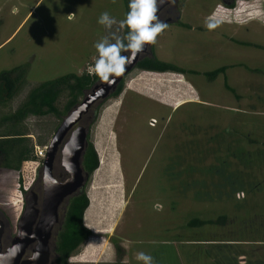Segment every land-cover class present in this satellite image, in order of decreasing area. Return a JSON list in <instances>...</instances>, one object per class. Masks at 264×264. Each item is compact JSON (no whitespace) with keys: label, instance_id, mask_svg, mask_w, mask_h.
Here are the masks:
<instances>
[{"label":"rangeland","instance_id":"374dc122","mask_svg":"<svg viewBox=\"0 0 264 264\" xmlns=\"http://www.w3.org/2000/svg\"><path fill=\"white\" fill-rule=\"evenodd\" d=\"M175 6L186 27L169 24L149 49L156 60L194 74L133 70L120 94L102 101L88 134L100 167L83 189L90 236L67 264H114V245L123 264H143L139 252L154 264H264V0ZM105 11L124 20L122 0H0V72L29 64L11 108L35 84L89 75L95 44L113 32L122 37L118 24L109 30L98 23ZM213 14L221 23L209 30ZM168 16L174 20V11ZM221 67L223 75L206 81L204 73ZM61 121L30 117L23 125L33 144L46 146ZM41 163L29 162L23 180L21 172L0 171L2 245L23 208L17 181L28 191L36 178L31 191L41 196ZM60 174L57 153L53 175ZM62 215L63 206L59 221ZM219 216L222 226H186Z\"/></svg>","mask_w":264,"mask_h":264},{"label":"trees","instance_id":"16d2710c","mask_svg":"<svg viewBox=\"0 0 264 264\" xmlns=\"http://www.w3.org/2000/svg\"><path fill=\"white\" fill-rule=\"evenodd\" d=\"M124 7V19H126L129 11V0H122ZM176 26L181 25L177 19L171 22ZM186 27V26H183ZM127 28L122 29V37L126 36ZM29 70V64L15 67L9 71L0 72V171H8L14 173L21 172L23 180V170L29 162L34 161L33 144L28 137V133L23 123L30 117L42 118L53 116L58 120H62L83 98V96L95 85L98 76L81 74H65L58 78L44 81L33 85L28 89L24 98L11 108V103L21 93L26 86V75ZM139 72L157 73V74H176L184 75L186 72L176 66L160 62L153 56L150 47L148 53L144 55L136 64L135 69ZM225 68L221 67L214 71L204 73L206 81L212 82L218 75H223ZM225 81V78L223 79ZM224 87L232 93L225 84ZM123 88V81L118 84L114 92L109 98H116ZM64 99V104L59 110L56 103L60 99ZM99 103L90 113V120L84 127L87 130L86 145L83 151L80 167L84 175L89 178L93 172H96L100 165L98 163L96 153L89 141V129L94 124L100 106ZM5 111V112H4ZM86 118V117H85ZM38 146V145H37ZM40 146V145H39ZM43 146V145H41ZM17 185L21 194H26L27 187H21L19 180ZM30 185V184H29ZM90 204L84 193V190L69 198L64 206L63 215L61 217L60 228L56 233L54 250V264H67L68 259L74 254L81 245L89 238L90 231L83 226L85 214ZM84 214V215H83ZM226 218L219 216L215 220H189L186 224L188 228H201L203 226L225 224ZM85 225V224H84ZM116 254V262L114 264H123V251L114 245Z\"/></svg>","mask_w":264,"mask_h":264},{"label":"water","instance_id":"95a60500","mask_svg":"<svg viewBox=\"0 0 264 264\" xmlns=\"http://www.w3.org/2000/svg\"><path fill=\"white\" fill-rule=\"evenodd\" d=\"M176 1L178 0H174V2L173 0H164V3H158L159 11L157 14ZM150 45H145L144 51L138 55L132 65L128 66L125 75L118 78L115 85L111 87L103 83L94 85L55 129L49 143L46 145L45 157L41 163L40 208H36L37 195L32 191L28 192L23 199V209L16 222L15 234L10 245L4 250L1 247L2 222L0 221V264H49L48 243L53 227L59 224L58 210L67 203L69 198L83 191L87 180V176L82 173L80 167L87 136V130L79 125L81 119L93 106L109 98L118 84L135 69L139 60L148 53ZM77 145L78 150H75ZM65 148L73 154L66 157ZM58 150L59 163L65 174V179L61 182L57 181L55 184L50 182L46 184L43 179L44 172L47 170L53 178L52 166ZM64 159L74 165L72 173H69L63 166L62 161ZM32 244H34V249L31 251L30 258L22 260L26 248Z\"/></svg>","mask_w":264,"mask_h":264},{"label":"clouds","instance_id":"9594fccd","mask_svg":"<svg viewBox=\"0 0 264 264\" xmlns=\"http://www.w3.org/2000/svg\"><path fill=\"white\" fill-rule=\"evenodd\" d=\"M158 3H164V0H129V11L126 19L119 22L107 11L100 15L98 23L107 29L111 30L114 25L118 24L117 32L125 28L128 31L124 37L113 32L111 39L104 37L95 44L98 58L95 59L94 65L89 66V75L98 76L101 83L111 87L116 84L118 78L125 75L128 66L136 61L138 55L144 51L145 45L157 42L158 36L168 27V24L160 20L157 14L159 11ZM16 12L18 9L13 8V13ZM220 23L221 21L216 19L213 14L207 19L206 27L209 30H214L220 26ZM75 150H78V145ZM64 153L66 157L73 154L67 148H65ZM62 163L69 173L74 171V165L69 163L67 159H64ZM43 179L46 184L49 182L57 183L51 178L47 170L44 172ZM136 259L142 261L143 264H154L153 257L144 252L137 253Z\"/></svg>","mask_w":264,"mask_h":264},{"label":"flooded vegetation","instance_id":"af4514ba","mask_svg":"<svg viewBox=\"0 0 264 264\" xmlns=\"http://www.w3.org/2000/svg\"><path fill=\"white\" fill-rule=\"evenodd\" d=\"M215 1H219L220 2V6L222 7V8H230V7H232L235 3H236V1L237 0H215ZM177 2V1H176ZM175 2V3H176ZM175 3H173V5H169V6H167V7H165L163 10H161V12L158 14V16H159V18L160 19H162V18H164V22H166L168 25L169 24H172L171 22H173V20L171 19V17H169L168 15H169V13H171L172 11H174V15H175V19L174 20H176L177 19V21H178V18H179V12L177 11V8H176V6H175ZM173 15V14H172ZM151 46H152V44H151ZM59 150H60V147H59ZM59 150H58V154H59ZM55 161V160H54ZM54 164V163H53ZM52 176H53V178L56 180V181H58V182H61V181H63L64 179H65V174H64V172H63V174L61 175H59V176H56V177H54V175H53V166H52ZM35 181H36V178L34 179V182H32V186H31V189H29L28 191H27V193L28 192H30L31 190H33V188H34V185H35ZM33 192V191H32ZM26 193V194H27ZM25 194V195H26ZM37 195V194H36ZM40 200H41V196L39 197L38 195H37V205H36V208L37 209H39L40 208ZM67 204V203H66ZM65 204V205H66ZM65 205H62L63 206V211H64V206ZM23 209V208H22ZM22 212V211H21ZM20 216V215H19ZM19 218V217H18ZM18 218H17V220H18ZM17 220H16V222H17ZM1 221V220H0ZM59 224H57L56 226H54L53 227V230H52V233H53V231H54V229L58 226V228H57V231L59 230V228H60V223H61V219H60V221L58 222ZM15 226H16V223H15ZM15 226H14V234H15ZM3 223H2V235H3ZM34 227V226H33ZM57 231L54 233V242H55V237H56V233H57ZM52 233H51V237H52ZM14 234L12 235V236H10L9 238H8V240H7V242L4 244V245H2V235H1V247H2V249L4 250V249H6L9 245H10V242H11V240H12V238H13V236H14ZM50 240H51V238H50ZM50 240H49V243H48V248H49V252H50V254H51V249H50V247H49V245H50ZM33 249H34V244H32V245H29L27 248H26V250H25V252H24V255H23V257H22V260H28V258H30V256H31V251H33ZM53 250H54V243H53ZM50 257V256H49ZM50 263V262H49Z\"/></svg>","mask_w":264,"mask_h":264},{"label":"built area","instance_id":"2783aa9c","mask_svg":"<svg viewBox=\"0 0 264 264\" xmlns=\"http://www.w3.org/2000/svg\"><path fill=\"white\" fill-rule=\"evenodd\" d=\"M46 146H33V157L36 160L42 161L45 157Z\"/></svg>","mask_w":264,"mask_h":264}]
</instances>
